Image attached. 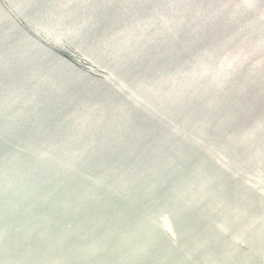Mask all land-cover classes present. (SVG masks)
I'll return each mask as SVG.
<instances>
[{"label": "water", "instance_id": "obj_1", "mask_svg": "<svg viewBox=\"0 0 264 264\" xmlns=\"http://www.w3.org/2000/svg\"><path fill=\"white\" fill-rule=\"evenodd\" d=\"M0 264H264V0H0Z\"/></svg>", "mask_w": 264, "mask_h": 264}]
</instances>
